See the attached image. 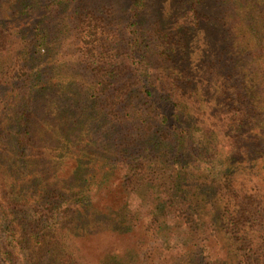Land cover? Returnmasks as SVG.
<instances>
[{"label": "trees", "instance_id": "16d2710c", "mask_svg": "<svg viewBox=\"0 0 264 264\" xmlns=\"http://www.w3.org/2000/svg\"><path fill=\"white\" fill-rule=\"evenodd\" d=\"M109 1L0 0V264H264V0Z\"/></svg>", "mask_w": 264, "mask_h": 264}, {"label": "rangeland", "instance_id": "374dc122", "mask_svg": "<svg viewBox=\"0 0 264 264\" xmlns=\"http://www.w3.org/2000/svg\"><path fill=\"white\" fill-rule=\"evenodd\" d=\"M209 1L211 2V6H210L211 10L212 11L214 10V12H215L214 8L217 6V3H215L216 0H209ZM182 3H184V0H151L149 10L151 12L156 11V10H160V11H163L165 14H170L172 16H176V15H178V9L183 8L181 5ZM121 4H122L121 0H110L107 4V7H109V5H110V7L112 8L111 10H113V9L114 10H116V9L120 10ZM232 10H233V7L231 9L229 8L230 13L232 12ZM184 18H185L184 15L181 14L177 19V23H175V27L178 26L180 24V22L183 21ZM100 61L103 62L102 60H100ZM95 66H97V65H95ZM97 71L102 72L101 76H104L103 73L105 72V70L97 69ZM102 195H101V201H100L99 205H100V207L104 208V207L108 206V204H110L113 201H110L111 198H108V197H105L104 195L103 196ZM105 238L106 237L99 236V237H95V239L92 238V239L87 240L88 245L85 247L86 248L85 250L90 249V253L92 255H95L96 252L98 253V251L99 252L101 251L99 249H104ZM116 241H115L116 247L123 248V247H126L128 245H131L132 241H134V239H117ZM92 242H93V244H92Z\"/></svg>", "mask_w": 264, "mask_h": 264}]
</instances>
